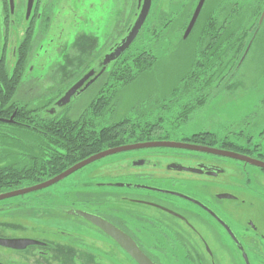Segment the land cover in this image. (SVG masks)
I'll return each mask as SVG.
<instances>
[{
	"label": "rangeland",
	"instance_id": "1",
	"mask_svg": "<svg viewBox=\"0 0 264 264\" xmlns=\"http://www.w3.org/2000/svg\"><path fill=\"white\" fill-rule=\"evenodd\" d=\"M199 1L152 0V8L146 24L129 50L131 54H136L143 51L151 52L154 49L153 56L157 62L151 71L118 90L117 104L110 119L117 121L122 118H132L136 121L140 120L141 124H154L158 126V130L174 131V140L195 138L199 134L206 141L227 139L264 158V20L260 24L264 8L262 13L255 17L254 26L249 31V38L246 39V44H249L242 55V61L238 63L240 66L238 70L236 69L237 72L230 69L224 79L212 86V90L204 91L207 94V101L203 107L195 106L193 114L188 113L183 117V106L188 103L192 104L196 98L193 97L195 94L191 93L193 90L185 87L183 81H186L191 73L206 19L210 18L223 3L232 0H207L197 28L195 27L191 36L184 40L183 36ZM120 2L121 4H118L116 0H83L82 3L68 1L64 5L67 8L59 14L57 30L50 36L53 41L51 47H48V43L43 40L44 47L39 50L36 58L31 59L30 66L35 65V72L32 76L40 77L50 67L55 66L58 69V65L63 66L64 63L67 64V78L69 79H75L82 67L87 66L90 61L92 65L83 77L93 70L92 66L95 62L93 57L108 53L107 49L101 50L104 42L102 28L104 25L106 29L117 25L120 16L115 15V11L119 7L123 9L126 0ZM127 18V15H122L121 25L124 26ZM79 32L86 34L79 37L73 49H78L76 52L83 51L81 52L82 57L75 52L71 57L72 60H65L64 56L57 55L56 43L66 42L65 44L69 45ZM153 32H156L157 37L162 32V41L153 39L151 35ZM114 37L107 39L106 43H110ZM11 39L14 40V37L11 36ZM14 42L8 45L7 54L9 56L6 61L9 67H12L10 66L11 61L16 60L12 53L17 39ZM234 72L235 75H233ZM232 75L233 77L230 78ZM31 79L29 77L26 84L20 85L17 90V98L24 103H30L39 96H45V93L31 85ZM101 88V81L95 82L86 92L69 104L70 107L66 109L68 114L70 113L72 117L78 116L99 94ZM2 134H5V137L0 136V167L11 166L23 170L32 165L33 158L38 157V159L44 158L45 160L50 153L44 143L43 147L39 146L42 138L31 134L28 130L3 129ZM120 156L109 157L98 162L97 164L101 165L95 169L100 168L101 170L95 181L111 178L117 181L136 182L135 179L126 178L124 175L136 171L130 169V164L124 163L119 166L122 162L120 160L129 156ZM90 167L73 174L59 185L38 193L0 202V210L9 208L6 217L0 212V227L8 226V231H3L2 234L32 237L52 246L50 249L34 248L24 255L10 256L11 262H15L13 264H135L112 239L100 230L66 213V211L81 206L76 203H80L83 193L87 191V183L92 182L90 174L95 172L93 169L88 170ZM233 167L235 170V166ZM262 177L260 188L254 184L250 186L253 190L250 189L246 202L249 205L234 209L236 218L234 220L240 223L248 218L254 224L261 225L264 231V198L254 194L258 191L264 194V176ZM150 184L163 187L164 183L159 177H155ZM212 187L220 191L217 186ZM10 191L7 190L5 193ZM116 197L118 196H110V201H107L104 207L105 211L115 212V210L127 208L126 203L114 201L113 198ZM70 198L72 200H69ZM229 204L237 206L235 203ZM65 234L68 239L64 237ZM212 247L214 248L213 245ZM214 249L218 253L221 264H241L237 256L229 260L216 247ZM259 261L261 263V260L256 257L252 260V264H258ZM205 262L212 264L213 261L207 258ZM168 263L193 264L188 259L175 257L174 259L169 258Z\"/></svg>",
	"mask_w": 264,
	"mask_h": 264
},
{
	"label": "flooded vegetation",
	"instance_id": "2",
	"mask_svg": "<svg viewBox=\"0 0 264 264\" xmlns=\"http://www.w3.org/2000/svg\"><path fill=\"white\" fill-rule=\"evenodd\" d=\"M68 1L83 2V0H33L32 8L29 11V0H12V2L11 0H0V13L2 14L0 17V43H2L0 51L6 53V58L9 56L7 54L9 43H15L14 40L17 39V44L13 48L14 51L12 53L14 54V60L15 58L16 60L14 62L11 61L12 65L10 66L16 63V54L21 44L28 39L27 36L30 33H33L32 43L35 45V58L39 50L44 47L42 44L43 40L48 43V47H51L53 41L50 36L52 32L57 30L59 14L67 8L64 5ZM116 1L121 4V0ZM143 2L144 0H126L123 9L117 8L115 15L120 16L117 22L119 27L116 25L113 28L106 29V26H103L102 40L105 43L103 42L101 50L107 49V54L112 53L122 40L126 38L132 25L137 20ZM100 4L102 6L103 3L101 2ZM122 15H127L128 17L124 26L121 25ZM82 19L86 21L84 18ZM83 34L86 33L79 32L71 44L67 42L70 46L65 44L66 42L56 43V54L65 58L67 53V55L72 57L75 50L73 48H75V44ZM90 34L94 35V33ZM11 36L14 37V40L11 39ZM112 36L115 37L110 40V43H106V40ZM107 54L95 60L93 67L101 66ZM34 67L35 65L30 67L32 74L35 72ZM93 70L96 76L99 70ZM47 75L46 72L40 77L31 76V78L45 79ZM127 127L124 129H131L134 133L132 139L110 149L149 143L172 142L234 153L264 162V158L260 154L255 155L252 150L240 147L227 139L206 141L199 134L195 138L174 140V131L158 130V126L154 124L130 125ZM46 142L42 140V145L40 144L39 146L43 147V143L45 144ZM117 155L129 156L120 160L123 163L121 162L119 166L124 163L130 164V169L132 168V170L136 171L124 175L126 178L135 179L136 182L117 181L111 178L95 181L96 177H99L101 170L100 168L95 169L101 165L97 163ZM109 157L91 164L95 166H87L90 167L88 170L93 169L96 172V176L93 177L95 172L90 174V181L92 182L87 183L86 193H83L80 203H76L81 206L77 207V209L66 211L67 214L71 211H83L107 220L131 238L154 264H169V258L174 259V257L188 259L193 264H206L207 258L213 261L212 264H221L218 253L214 249L215 247L229 260L237 256L239 261L241 260V264H252V260L257 257L261 260V263L259 261L258 264H264V231L261 225L254 224L248 218L240 223L238 220H234L236 219L234 209L245 207L246 204L249 205L246 202L250 189L253 190V187L250 188V186L254 184L258 188L261 187V178L264 176L263 169L248 162L223 155L178 148H143ZM233 166H235V170ZM182 168L195 169V171H186ZM85 169L86 167L82 170L84 171ZM155 177H159L164 183L163 187L150 184ZM137 180H139L138 183ZM235 181L240 183L237 184ZM213 185L217 186L220 191L213 189ZM151 188L155 190H151ZM3 193L5 192L0 193V195ZM172 193L182 195L183 198ZM254 194L264 198L262 191ZM110 196H118L113 198L114 201L126 203L127 208L125 210H115V212L105 211L104 207L106 202L110 201ZM184 197H187V199ZM69 200L72 199L70 198ZM229 203H235L237 206L234 207ZM8 209H2L0 212L6 217L9 213ZM75 218L92 225L80 217L75 216ZM95 228L100 230L97 227ZM3 231H8V226L0 227V239H34L32 237L4 235L2 234ZM101 232L104 233L103 231ZM65 235L64 237L67 238V234ZM107 237L110 238L109 236ZM40 241L44 242L43 240ZM48 245L46 248L30 247L24 251L0 246V264H13L15 262H11L10 256L24 255L34 248L50 249L52 246ZM117 245L132 262L138 264L119 244Z\"/></svg>",
	"mask_w": 264,
	"mask_h": 264
},
{
	"label": "trees",
	"instance_id": "3",
	"mask_svg": "<svg viewBox=\"0 0 264 264\" xmlns=\"http://www.w3.org/2000/svg\"><path fill=\"white\" fill-rule=\"evenodd\" d=\"M263 8L264 0H232L223 3L206 19L191 73L187 80L183 81L185 87L193 90L191 93H194L193 97L196 98L192 104L183 106V117L188 113L193 114L195 106L203 107L207 101L204 91L212 90V86L224 79L230 69L237 72L240 66L238 63L249 44H246L249 31L254 26L255 17L262 13ZM151 35L153 39L162 41V32L158 37L156 32ZM27 37L21 44L17 61L12 67L7 64L6 53L0 51V119L9 120L15 115L11 124L0 122V136L5 137V134H2L3 129L28 130L47 141L45 145L50 153L45 160L33 158L32 165L23 170L11 166L0 167V193L44 182L92 155L130 141L134 133L131 129L124 128L140 125L141 121L132 118L111 121L110 116L117 104L118 90L151 71L157 62L153 56L154 49L151 52L136 54L127 50L96 81L102 83L99 94L78 116L72 117L66 110L70 105L57 107L56 103L89 70L91 61L88 62V67H82L75 79L67 78L65 63L63 66L58 65V69L52 66L45 79H31V85L45 93V96L37 97L31 104L24 103L17 98V90L29 80L26 78H31L30 62L36 55L35 45L32 43L33 33ZM77 50H74L75 54L82 57L83 51L76 52ZM94 58L98 60L100 55ZM65 60H72L67 53ZM94 69L100 71L102 68L98 66Z\"/></svg>",
	"mask_w": 264,
	"mask_h": 264
},
{
	"label": "water",
	"instance_id": "4",
	"mask_svg": "<svg viewBox=\"0 0 264 264\" xmlns=\"http://www.w3.org/2000/svg\"><path fill=\"white\" fill-rule=\"evenodd\" d=\"M207 0H200L198 2V5L192 15L191 21L185 31V34L183 36V39L186 40L191 35L199 17L200 14L204 8V5ZM12 2V0H11ZM32 2L33 0H29V11L32 8ZM152 8V0H144L140 14L137 17V20L132 25L131 29L129 30L127 36L125 39L122 40V42L117 46V48L112 52L106 55L105 60L101 64V70L99 73L95 76V71L91 70L88 72L82 79H80L77 83H75L66 93L65 95L56 103L57 107H65L68 106L74 99L82 95L84 92H86L106 71V69L116 60L122 57V55L129 50V48L133 45V43L138 38L142 28L144 27L147 18L150 14ZM264 20V12L260 19V24ZM95 76V77H94ZM15 115H13L9 120H3L0 119V122L11 124L13 123ZM178 148V149H190L195 151H201V152H207L217 155H223L227 156L233 159L241 160L248 162L249 164L255 165L260 169L264 170V162L257 161L251 158H247L238 154L229 153V152H221L218 150L205 148V147H198V146H190L187 144L182 143H149V144H142V145H133V146H125V147H118L114 149H110L104 152H101L99 154L93 155L89 157L88 159L81 161L80 163H77L76 165L72 166L71 168L67 169L63 173L59 174L58 176L54 177L53 179L46 181L44 183L27 187L24 189H20L17 191H12L6 194L0 195V202L5 201L8 199L16 198V197H23L26 195L34 194L37 192H40L42 190L48 189L59 182L65 180L66 178L72 176L76 172L82 170L83 168L102 160L103 158L113 156L119 153L131 151V150H138V149H145V148ZM186 171H195V169H186L182 168ZM151 190H155L152 189ZM174 195L180 196L183 198L182 195H179L177 193H172ZM187 199V197H184ZM68 215L77 216L85 221L90 222L93 226L99 228L101 231H103L107 236L112 238L117 244L121 246V248L132 258L134 259L138 264H154L151 262V260L139 249L137 244L129 238L127 235H125L121 230L116 228L114 225L109 223L107 220L93 215L91 213L83 212V211H71L68 212ZM0 246H3L5 248L18 250V251H24L27 250L30 247H40V248H46L49 245L45 242H42L40 240L36 239H0ZM248 261V260H247ZM248 263V262H247Z\"/></svg>",
	"mask_w": 264,
	"mask_h": 264
}]
</instances>
